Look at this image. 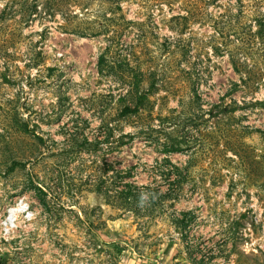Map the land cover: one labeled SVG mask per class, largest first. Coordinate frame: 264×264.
<instances>
[{
    "label": "rangeland",
    "instance_id": "obj_1",
    "mask_svg": "<svg viewBox=\"0 0 264 264\" xmlns=\"http://www.w3.org/2000/svg\"><path fill=\"white\" fill-rule=\"evenodd\" d=\"M263 21L0 0V264H264Z\"/></svg>",
    "mask_w": 264,
    "mask_h": 264
},
{
    "label": "trees",
    "instance_id": "obj_2",
    "mask_svg": "<svg viewBox=\"0 0 264 264\" xmlns=\"http://www.w3.org/2000/svg\"><path fill=\"white\" fill-rule=\"evenodd\" d=\"M259 27H260V33H259V34H260V37L264 39V21L259 23ZM125 111H126V113H128V112L132 113V112H133V111H132L131 109H129V108H126ZM38 139H39L40 141H43V140H42L41 138H39V137H38ZM149 189H150V188H149ZM40 192L43 193V195L45 194L43 190H40ZM45 196H46V194H45ZM122 199H124V202H129V200H131V201H132V203H131L132 205H130V206L132 207V209L134 208V207H133V204H134V205H135V204H139V202L143 200L142 197H140V196H138V195H132V194H130V193H123V195H122ZM123 207H124V205H123ZM124 208H125V207H124ZM133 210H135V209H133ZM130 211H132V210H130Z\"/></svg>",
    "mask_w": 264,
    "mask_h": 264
},
{
    "label": "bare ground",
    "instance_id": "obj_3",
    "mask_svg": "<svg viewBox=\"0 0 264 264\" xmlns=\"http://www.w3.org/2000/svg\"><path fill=\"white\" fill-rule=\"evenodd\" d=\"M13 215H14V211L11 212V215H10V219H9V221L12 220Z\"/></svg>",
    "mask_w": 264,
    "mask_h": 264
},
{
    "label": "built area",
    "instance_id": "obj_4",
    "mask_svg": "<svg viewBox=\"0 0 264 264\" xmlns=\"http://www.w3.org/2000/svg\"><path fill=\"white\" fill-rule=\"evenodd\" d=\"M6 226H8L7 224H5Z\"/></svg>",
    "mask_w": 264,
    "mask_h": 264
}]
</instances>
